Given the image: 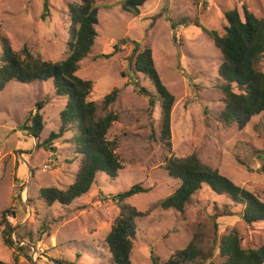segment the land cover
Listing matches in <instances>:
<instances>
[{
	"label": "rangeland",
	"instance_id": "obj_1",
	"mask_svg": "<svg viewBox=\"0 0 264 264\" xmlns=\"http://www.w3.org/2000/svg\"><path fill=\"white\" fill-rule=\"evenodd\" d=\"M68 1L47 0L49 14L42 20L43 0H0V33L9 38L13 49L26 44L46 60H60L68 52ZM118 1L96 0L101 6L95 26L97 36L77 75L93 82L91 100L99 102L114 87L120 88L117 101L111 105L118 119L106 138L117 139L115 152L122 168L115 179L97 174L88 192L70 204L55 202L47 206L38 197V190L68 186L79 161L69 141L71 131L52 141V151L39 146L50 131L57 130L65 99L54 94L50 79L9 81L0 91V212L12 209L14 213L7 215V220L20 233L31 232L32 242L22 238L15 243L23 247L13 263V249L3 245L0 235V264H56L54 259L110 264L103 240L119 213L115 196L135 183L148 191L126 199L145 213L136 219L130 252L134 264H152L150 250L161 264L188 243L197 225L204 231L202 244L207 248L213 232L210 216L215 208L221 213L216 218L217 236L235 228L242 234L245 247L264 241V221L244 223L237 215L241 205L212 192L205 184L191 196L182 214L151 207L171 193L178 181L162 167L167 152L158 139L160 101L149 79L133 73L129 63L132 45L120 42L126 38L151 48L156 71L175 98L171 110L172 153L177 157L196 153L203 163L264 201V159L259 157L264 155V112L242 129L221 124L218 113L223 95L217 71L222 58L202 28L222 33L224 12L233 7L241 12L242 3L264 19V0H146L138 16L124 11ZM171 21L176 23L174 29ZM117 42L116 53L99 57L111 52ZM257 67L264 72V54ZM135 81L155 101L151 113L149 96L138 93ZM39 100L45 101L41 110L45 125L36 139L19 128ZM1 229L0 225V234ZM212 259L219 261L217 250ZM203 264H209V260Z\"/></svg>",
	"mask_w": 264,
	"mask_h": 264
},
{
	"label": "trees",
	"instance_id": "obj_2",
	"mask_svg": "<svg viewBox=\"0 0 264 264\" xmlns=\"http://www.w3.org/2000/svg\"><path fill=\"white\" fill-rule=\"evenodd\" d=\"M146 0H119L121 8L138 16L139 8ZM41 19L49 14L47 0H43ZM100 5L96 0H70L67 2L68 52L60 60L44 59L39 52H33L24 44L19 50L13 49L9 38L0 33V91L9 81L31 83L34 81H52L53 92L65 99L64 107L59 111V126L56 131H50L39 146L52 151V141L71 131L69 141L73 152L79 157L78 166L72 182L65 188L56 186L41 187L38 197L47 206L58 202L67 205L88 192L97 174H106L110 179L117 177L122 168L118 154L115 152L117 139L108 140L106 134L118 114L111 110L120 95V88L114 87L104 94L101 100L89 98L93 82L77 75L80 62L92 50L97 36L95 26L98 24ZM226 24L223 32L203 30L221 54L218 66V87L223 95V107L218 113L221 124L225 127L236 125L244 128L254 117L264 112V72L257 63L264 54V19L257 17L245 3L241 12L233 7L224 12ZM182 23V22H178ZM171 28L176 23L171 21ZM121 43L132 45L129 56L134 74L146 76L154 87L160 101L159 141L167 152L163 155V168L167 174L178 181L177 187L165 197L155 201L151 207L163 210H175L182 214L191 196L205 184L212 192L226 195L232 203L241 205L238 217L246 224L264 221V201L254 193L234 183L216 168L203 163L196 153L177 157L171 150V110L175 98L162 83L152 58L151 48L142 46L135 40L122 38ZM118 42L113 44L112 51L101 53L99 57L109 58L118 51ZM138 93L149 96L144 87L134 82ZM44 100L35 102L34 110L30 111L21 125L32 138L38 139L45 125L41 110ZM155 101L149 96L148 109L151 113ZM264 159V155H259ZM148 188L139 183L132 184L127 190L118 192L115 196L118 215L114 218L110 230L104 236L105 247L110 254V264H134L130 259L133 240L136 235V219L145 213L137 210L126 202L130 196L147 192ZM210 221L212 234L208 237L209 246H203L204 231L197 225L191 239L181 249L175 250L161 264H263L264 241L256 246L245 247L243 236L235 228L217 236L216 218L221 215L215 208ZM6 208L0 212L1 240L4 246L13 249V263H16L22 253V245H15L22 238L32 242L31 232L20 233L16 226L7 220V215L13 214ZM227 214H231L228 211ZM217 250L219 261L212 259L213 251ZM152 264H160L157 256L149 252ZM30 259V258H29ZM31 260V259H30ZM56 264H75L64 259H54Z\"/></svg>",
	"mask_w": 264,
	"mask_h": 264
}]
</instances>
